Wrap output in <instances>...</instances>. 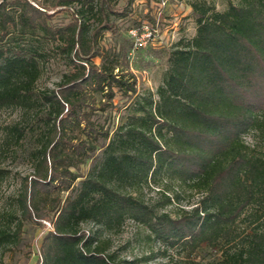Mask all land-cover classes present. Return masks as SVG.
I'll list each match as a JSON object with an SVG mask.
<instances>
[{"label": "trees", "instance_id": "obj_1", "mask_svg": "<svg viewBox=\"0 0 264 264\" xmlns=\"http://www.w3.org/2000/svg\"><path fill=\"white\" fill-rule=\"evenodd\" d=\"M131 2L0 0V112L27 119L4 129L0 153H13L28 135L36 141L33 173L15 209L0 216V264L22 242L25 223L39 221L49 226L38 264H127L110 238L127 220L189 253L203 246L220 253L186 264H264V0L229 1L222 11L190 2L195 35L170 50L157 100H135L111 132L92 117L116 93L135 95L136 82L125 72V52L99 43ZM62 13L69 22L52 24ZM51 60L67 71L40 91ZM7 176L0 169V184ZM152 187L165 206L186 193L197 200L171 218L143 200Z\"/></svg>", "mask_w": 264, "mask_h": 264}, {"label": "rangeland", "instance_id": "obj_2", "mask_svg": "<svg viewBox=\"0 0 264 264\" xmlns=\"http://www.w3.org/2000/svg\"><path fill=\"white\" fill-rule=\"evenodd\" d=\"M47 4L50 0H32ZM193 0H132L124 18L111 17L116 31L104 32L100 37L99 46L111 52L126 54L125 72L131 74L136 82V94L123 96L116 93L112 106L105 112L97 111L92 117L98 126L104 130L113 131L119 124L128 119V108L135 100L151 94L157 100L155 92L162 83L163 74L167 68L170 50L180 40H189L195 35L194 19L191 16L190 2ZM215 5L218 11L226 8L230 1L237 0H206ZM124 2L118 3L121 9ZM65 13L56 15L52 24L65 25L69 22ZM100 64V59H94ZM67 71L62 61L51 60L43 69L37 82L40 91L52 90ZM27 119L18 110H3L0 112V141L4 129L15 124L24 126ZM248 144L254 145L252 135L245 138ZM35 138L30 135L13 153H0V169L8 173L6 180L0 184V216L2 213L15 209V198L21 189L25 178L33 173L30 152L34 149ZM259 150L260 145H257ZM1 152V151H0ZM90 162L80 165L78 175L84 176L89 170ZM154 187L143 192V200L157 207L158 214H168L175 218L181 210H190L197 196L183 194L177 204L162 205L161 196ZM65 196V195H64ZM48 222H26L23 228L22 242L12 251L4 255L5 264H38L39 247L48 229ZM92 230L91 224L82 226ZM111 252H115L120 260L127 264H186L187 261L201 263L213 262L220 258L217 249L202 247L189 253L179 244L171 246L166 241L155 239L149 231L134 221L127 220L121 230L110 236Z\"/></svg>", "mask_w": 264, "mask_h": 264}]
</instances>
